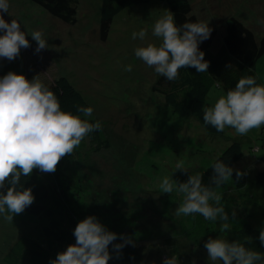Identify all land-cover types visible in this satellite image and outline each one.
<instances>
[{"label":"rangeland","instance_id":"rangeland-1","mask_svg":"<svg viewBox=\"0 0 264 264\" xmlns=\"http://www.w3.org/2000/svg\"><path fill=\"white\" fill-rule=\"evenodd\" d=\"M189 2L192 15L198 21L208 22L212 32H216L213 52L221 48L231 18L252 29L258 38L264 35V0ZM8 3L10 15L5 13L4 19L8 23L16 19L21 24L30 47L21 48L15 60L0 58V77L10 71L32 78L40 75L46 85L67 79L93 108L92 117L101 122L110 141L108 151L77 166L83 190L79 212L89 211L86 206L96 207L99 222L118 234L117 241H121L119 236L123 234L140 245L149 264H163L172 255L178 257L179 264H213L200 244L217 237L235 240L233 231L250 223L249 219L256 221L254 227L264 228L260 207L259 211L255 208L258 202L261 206L264 193L254 179L255 173L264 168L260 162L264 155V125L246 135H238L232 128L217 136L209 133L195 117L178 116L163 96L153 93L152 87L160 75L135 57L136 47L161 42L152 36V28L169 11L165 4L150 2L121 11L103 40V0H80L75 24L61 22L28 0ZM145 28L146 41L132 39L134 31ZM34 31H41L48 43V48L39 53L35 51L37 42L30 36ZM127 65H132V71H125ZM256 73L264 84V56ZM210 87L205 107L213 106L226 95L223 88L214 84ZM233 142L242 145L244 157L235 169L247 173L248 184L238 190L232 177L215 189L229 214V229H222L221 222L206 220L199 214L177 215L184 194L163 193L162 180L168 177L172 182H186L190 175L201 173L202 182L209 184L206 170ZM254 147L260 148V152L254 153ZM178 163L186 170H176ZM236 195L252 198L249 200L255 204L250 215L245 208H233ZM5 217V213H0V264H6L4 256L21 237L46 246L38 234H31L30 229Z\"/></svg>","mask_w":264,"mask_h":264},{"label":"clouds","instance_id":"clouds-1","mask_svg":"<svg viewBox=\"0 0 264 264\" xmlns=\"http://www.w3.org/2000/svg\"><path fill=\"white\" fill-rule=\"evenodd\" d=\"M9 7L8 0H0V32L3 33L0 58L12 61L20 55L21 48L30 47V43L16 19L11 23L4 19ZM211 32L208 22H186L177 26L173 13L168 11L152 28V36L161 41L159 45L147 42L138 46L134 50L135 57L172 82L180 78L179 70L183 68L191 67L204 73L209 62L204 59L205 53L199 49V44L207 40ZM30 36L37 42V53L48 48L41 31H34ZM147 36L146 28L132 33L133 40L146 41ZM125 71H132V65H127ZM93 111L92 107L83 105L76 106L80 115L62 110L57 95L40 75L29 80L24 74L10 71L0 77V213H7L6 219L13 220L14 215L34 202L32 189L23 186L22 176H31L34 169L54 173L62 157L73 154L90 134L103 130L100 121L90 122ZM202 111L204 123L217 132L232 128L238 135H246L264 125V84H258L254 76L241 77L226 95ZM177 169L186 170L179 163ZM212 169L209 184L202 182L201 173H196L186 182H172L165 177L160 187L169 195L184 194L177 215L199 214L206 220L221 222V228L227 230L229 214L215 189L228 182L234 171L237 178L244 173L221 160L214 163ZM73 235L75 243L59 252L50 264H108L112 258L109 245L119 256L120 250L132 244V239L123 234L119 236L121 243H113L118 234L109 231L94 215L78 222ZM258 239L264 246V228L259 231ZM252 242V237H246L245 243L217 237L209 238L204 247L213 264H264V253L246 246ZM163 264H179L178 257L165 258Z\"/></svg>","mask_w":264,"mask_h":264},{"label":"trees","instance_id":"trees-1","mask_svg":"<svg viewBox=\"0 0 264 264\" xmlns=\"http://www.w3.org/2000/svg\"><path fill=\"white\" fill-rule=\"evenodd\" d=\"M50 14V16L66 24L77 22V11L80 0H28ZM157 2L165 4L174 15L175 23L181 26L186 22H198L192 15V7L189 0H103L101 13V37L104 40L113 19L123 10L138 5ZM216 39V32H211L210 37L199 44V49L205 53L204 59L209 62L207 72L198 73L195 68L180 69V78L175 81H168L165 77H159L152 87L153 93L165 98V102L172 107L175 114L180 117H195L206 130L217 136L215 128L206 125L203 121L202 109L206 106L209 98L210 85L223 88L225 92L233 88L241 77L254 76L257 83L261 84L257 76V64L264 56V35L261 38L246 27L242 22L231 18L227 22L226 34L223 37V44L217 52H213V45ZM31 80L32 77L27 76ZM57 95L61 108L64 111L76 112L77 105L89 107L83 95L78 92L70 82L61 78L47 84ZM83 118V117H82ZM90 122H96L93 117ZM89 141L87 143L86 141ZM111 148L110 141L103 131H98L86 137L76 148L73 154L66 155L59 161L54 173H41L34 169L29 177H21L25 188H31L35 197L34 202L22 213L13 216V220L21 226L30 229L31 234L36 233L46 241V246L41 245L38 240L21 237L10 248L3 260L6 264H50L59 252L76 241L73 235L78 222L86 216L96 215L97 208L86 206L83 214L79 212V200L82 195L81 179L77 166L89 161L91 156L98 155L102 151ZM254 153H259L260 148H253ZM244 157L242 145L233 142L211 166L205 174L208 178L213 175L212 166L218 160L223 161L234 170ZM257 156H254L256 158ZM264 165V155L260 158ZM244 173L240 178L233 172L234 186L238 190L244 189L248 184V175ZM255 182L264 193V168L257 171L254 176ZM241 194V193H240ZM241 196V195H240ZM237 199V195L234 197ZM241 198V199H240ZM248 197H239L233 207L234 209H247L250 212L254 204ZM247 199V200H246ZM255 205L264 218V199ZM7 215V213H5ZM251 223H244L241 229L233 231L235 240L245 243L246 237H252L253 242L246 244L247 247L264 253V246L259 242L260 229L254 227L256 222L249 219ZM114 241L113 243H121ZM134 245V246H133ZM204 247V244H200ZM112 258L108 264H149L144 259L141 246L137 244L126 245L120 250L119 256L109 245ZM167 258V257H166Z\"/></svg>","mask_w":264,"mask_h":264},{"label":"water","instance_id":"water-1","mask_svg":"<svg viewBox=\"0 0 264 264\" xmlns=\"http://www.w3.org/2000/svg\"><path fill=\"white\" fill-rule=\"evenodd\" d=\"M197 264H206L204 261H200Z\"/></svg>","mask_w":264,"mask_h":264}]
</instances>
